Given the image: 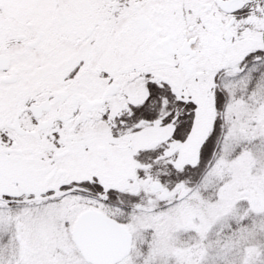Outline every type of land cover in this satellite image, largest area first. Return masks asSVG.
<instances>
[{
	"label": "snow or ice",
	"instance_id": "6c2138e0",
	"mask_svg": "<svg viewBox=\"0 0 264 264\" xmlns=\"http://www.w3.org/2000/svg\"><path fill=\"white\" fill-rule=\"evenodd\" d=\"M0 264H264V0H0Z\"/></svg>",
	"mask_w": 264,
	"mask_h": 264
}]
</instances>
